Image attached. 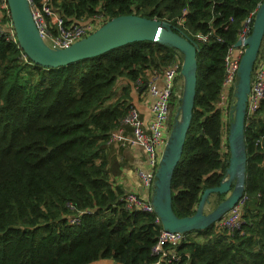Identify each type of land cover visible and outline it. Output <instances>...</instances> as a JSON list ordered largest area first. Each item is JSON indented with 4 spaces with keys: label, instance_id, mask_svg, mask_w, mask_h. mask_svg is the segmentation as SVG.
Masks as SVG:
<instances>
[{
    "label": "trees",
    "instance_id": "trees-1",
    "mask_svg": "<svg viewBox=\"0 0 264 264\" xmlns=\"http://www.w3.org/2000/svg\"><path fill=\"white\" fill-rule=\"evenodd\" d=\"M51 1L66 23L135 15L166 22L196 45L193 110L170 179L172 211L192 216L202 191L217 187L228 167L222 130L229 131V122L221 114L233 105L217 106L223 60L244 19L264 0ZM207 33L206 42L195 37ZM262 58L264 35L255 64ZM177 60L182 53L176 48L142 41L45 69L0 32V264H152L159 258L151 254L162 229L157 214L124 208L127 192L111 179L120 165L106 152L114 145L107 144L110 133L132 107L131 87L118 94L116 81L124 77L145 91L146 71L160 73ZM179 106L172 95L169 129ZM243 137L247 201L241 230L228 233L212 223L188 232L174 247L178 260L163 258L162 264H264V96L251 115L245 113ZM214 195L216 204L225 198Z\"/></svg>",
    "mask_w": 264,
    "mask_h": 264
},
{
    "label": "water",
    "instance_id": "water-1",
    "mask_svg": "<svg viewBox=\"0 0 264 264\" xmlns=\"http://www.w3.org/2000/svg\"><path fill=\"white\" fill-rule=\"evenodd\" d=\"M17 44L24 56L34 65L54 69L97 57L108 51L134 42H154L176 48L182 53L179 76L183 86L179 106V119H175L166 151L155 173L154 194L151 204L162 228L172 232L188 233L215 223L228 209L237 204L244 192L245 151L243 147L245 103L249 93L250 77L264 35V1L258 7L250 36L244 42L246 49L237 71L238 81L234 94L233 120L229 126V162L224 178L217 187L205 189L192 216L178 218L171 208L170 179L178 164L193 110L196 86V45L174 32L163 21L135 15H124L107 20L98 29L63 49L48 47L36 28L28 0H6ZM238 40L235 47H239ZM145 84L144 87H146ZM143 91V89H140ZM233 184V188L231 186ZM216 208L204 211L211 194H228Z\"/></svg>",
    "mask_w": 264,
    "mask_h": 264
},
{
    "label": "built area",
    "instance_id": "built-area-1",
    "mask_svg": "<svg viewBox=\"0 0 264 264\" xmlns=\"http://www.w3.org/2000/svg\"><path fill=\"white\" fill-rule=\"evenodd\" d=\"M31 14L35 22L36 28L44 43L52 49H63L69 47L73 43L93 33L106 21L101 15H94L83 21H75L66 23L64 18L52 7L51 0H40L37 6L28 0ZM258 9V8H257ZM256 10L252 11L243 21L239 29L236 41H240L241 45L235 47L231 45L223 60V81L217 106L220 109H227L228 103L234 99L236 86L238 81L239 63L244 54L246 46L244 42L250 36ZM0 14L8 31L0 25V32H8L13 41H16L15 34L12 29L10 12L6 0H0ZM186 14V12H184ZM211 34H196L195 37L199 42H206ZM17 42V41H16ZM236 43V42H235ZM182 62L175 61L171 65L165 67L160 73L150 72L147 76L148 82L146 92L151 98L149 104V119L145 120L137 109L131 107L126 115L121 119L120 125L116 127L109 136L107 144H114L124 147H139L143 150L146 157L145 169L138 170L136 175L142 180L143 187L152 186L155 180V173L161 161L160 149L165 143L169 104L172 95H174L175 79L180 74ZM161 76V86L157 85V78ZM138 83H141L138 80ZM120 81H116L115 88L119 94ZM264 96V58L256 64L254 62L252 74L250 77L249 93L247 94V102L245 103V113L251 115L260 105ZM229 114L228 110H224L221 114L222 121L226 123ZM129 129V134H125V130ZM126 210H142L152 212L154 210L152 204L147 199L137 196L132 192L124 194ZM247 197L243 195L237 204L228 209L216 222L215 226L225 229L228 233L241 230L242 209ZM67 206L74 210L72 204ZM86 211H79L82 214ZM78 216L71 219V223L78 221ZM156 222L161 225L160 219L156 217ZM162 226V225H161ZM185 233L172 232L161 229L156 243L151 247V254L159 256L152 264H162V259L166 258V262L178 260L175 254V246H177L184 238ZM168 245L167 248H163Z\"/></svg>",
    "mask_w": 264,
    "mask_h": 264
},
{
    "label": "crops",
    "instance_id": "crops-1",
    "mask_svg": "<svg viewBox=\"0 0 264 264\" xmlns=\"http://www.w3.org/2000/svg\"><path fill=\"white\" fill-rule=\"evenodd\" d=\"M146 72H147V76H149V72L148 71ZM161 80L162 78L161 76H159L156 80L158 86H161ZM119 81H120L118 87L119 92L121 91L122 87L130 86L131 90H130L129 103L132 105V107L138 110V112L142 115V117L145 120H148L149 104L151 103V98L147 94L146 90L145 91L138 90V87L136 85H134L133 83L130 84L124 77H120ZM175 119H179V114H176ZM174 121L172 123V127ZM171 131L172 129L168 128V122H167L165 143L159 151L161 153V157L166 151L168 145V139ZM228 135H229V131L226 132L225 138L224 136H222V144L224 145V149L226 152H229V147L226 148L225 146V145L228 146ZM224 149L222 148V151H224ZM106 154L108 156L109 161L111 158H113L115 163L120 165L118 174L111 176L114 185L120 186L125 192H132L142 198L149 199L150 197V199H152L151 197L154 194V188H151V190L148 191L145 187L141 185L140 181L138 180L135 174L136 169L144 168L146 165V157L141 148L139 147L118 148L117 145H113V147L112 146L108 147ZM224 195H225L224 199H226L229 193ZM210 198L214 199L216 198V196L212 194ZM217 205L218 204L215 203V206L211 211H213Z\"/></svg>",
    "mask_w": 264,
    "mask_h": 264
},
{
    "label": "rangeland",
    "instance_id": "rangeland-1",
    "mask_svg": "<svg viewBox=\"0 0 264 264\" xmlns=\"http://www.w3.org/2000/svg\"><path fill=\"white\" fill-rule=\"evenodd\" d=\"M2 19H3V17L0 14V25L8 31L9 29L6 27L5 23L3 21H1ZM177 79H178V82H177L178 92H175L174 95L175 96L177 95V98L181 99L183 82H182V78L180 76H178ZM234 104H235V99H232L231 106L232 105L234 106ZM178 111H179V109H178ZM178 114H179V112H178ZM232 118H233V112H232V108H230V112L226 118V123H224V124H227V122H230L232 120ZM226 130L225 129L222 130V134H223L224 138L226 136ZM224 151H225V149H224ZM208 200H209V202L205 205V208H204L205 213L210 212L214 208L215 203L217 202L216 198L211 199L209 197ZM107 263H109V262L102 260V261L97 262L96 264H107Z\"/></svg>",
    "mask_w": 264,
    "mask_h": 264
},
{
    "label": "clouds",
    "instance_id": "clouds-1",
    "mask_svg": "<svg viewBox=\"0 0 264 264\" xmlns=\"http://www.w3.org/2000/svg\"><path fill=\"white\" fill-rule=\"evenodd\" d=\"M235 99V98H234ZM230 106H231V102H230ZM229 112H230V110H229ZM233 115H234V112H233ZM232 120H233V118H232ZM232 120L229 122V126H230V123L232 122ZM226 152V151H225ZM212 195V194H211ZM210 197V196H209ZM208 202H209V200H208ZM207 204V203H206ZM186 234V233H185Z\"/></svg>",
    "mask_w": 264,
    "mask_h": 264
}]
</instances>
